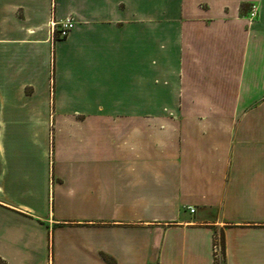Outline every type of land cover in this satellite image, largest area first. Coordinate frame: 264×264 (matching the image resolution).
Listing matches in <instances>:
<instances>
[{"label":"crops","instance_id":"0c3cea01","mask_svg":"<svg viewBox=\"0 0 264 264\" xmlns=\"http://www.w3.org/2000/svg\"><path fill=\"white\" fill-rule=\"evenodd\" d=\"M216 261L264 264V0H0V264Z\"/></svg>","mask_w":264,"mask_h":264},{"label":"built area","instance_id":"2783aa9c","mask_svg":"<svg viewBox=\"0 0 264 264\" xmlns=\"http://www.w3.org/2000/svg\"><path fill=\"white\" fill-rule=\"evenodd\" d=\"M257 15H258V5L252 4L250 6L249 15H248L249 21L255 20ZM74 25H75V21L71 17H67L59 21L52 20L50 22V34L52 39L56 40L67 37V35L73 29ZM189 211L193 213L194 209H190ZM221 253H222L221 243L219 239H215V241L213 242V256L215 260H218L219 257H221Z\"/></svg>","mask_w":264,"mask_h":264},{"label":"trees","instance_id":"16d2710c","mask_svg":"<svg viewBox=\"0 0 264 264\" xmlns=\"http://www.w3.org/2000/svg\"><path fill=\"white\" fill-rule=\"evenodd\" d=\"M220 243H221V247H222V258H221V261L224 262L225 260V255H224V247H223V244H222V241L220 240ZM220 262L219 261H216L215 264H219Z\"/></svg>","mask_w":264,"mask_h":264},{"label":"rangeland","instance_id":"374dc122","mask_svg":"<svg viewBox=\"0 0 264 264\" xmlns=\"http://www.w3.org/2000/svg\"><path fill=\"white\" fill-rule=\"evenodd\" d=\"M219 264H221V261H220V263Z\"/></svg>","mask_w":264,"mask_h":264}]
</instances>
